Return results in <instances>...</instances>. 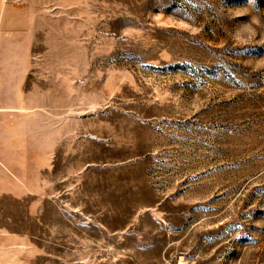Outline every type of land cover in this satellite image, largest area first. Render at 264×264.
I'll use <instances>...</instances> for the list:
<instances>
[{
  "label": "rangeland",
  "instance_id": "obj_1",
  "mask_svg": "<svg viewBox=\"0 0 264 264\" xmlns=\"http://www.w3.org/2000/svg\"><path fill=\"white\" fill-rule=\"evenodd\" d=\"M0 264H264V0H0Z\"/></svg>",
  "mask_w": 264,
  "mask_h": 264
},
{
  "label": "built area",
  "instance_id": "obj_2",
  "mask_svg": "<svg viewBox=\"0 0 264 264\" xmlns=\"http://www.w3.org/2000/svg\"><path fill=\"white\" fill-rule=\"evenodd\" d=\"M16 3L22 2V0H14Z\"/></svg>",
  "mask_w": 264,
  "mask_h": 264
}]
</instances>
